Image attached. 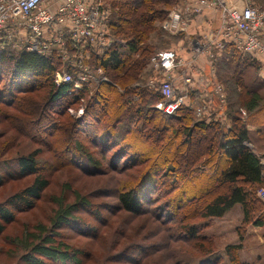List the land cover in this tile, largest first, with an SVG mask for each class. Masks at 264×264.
I'll use <instances>...</instances> for the list:
<instances>
[{"label": "trees", "instance_id": "16d2710c", "mask_svg": "<svg viewBox=\"0 0 264 264\" xmlns=\"http://www.w3.org/2000/svg\"><path fill=\"white\" fill-rule=\"evenodd\" d=\"M106 1L108 0H104V7L108 10ZM175 1H109L112 10H108V31L121 43H113L100 52L92 47L85 49L81 62L100 68L102 75L106 77L105 81L94 80L96 87L91 95H88V88L92 79L82 82L80 88H75L74 83L78 81L81 69L78 64L72 65L69 59L61 57L56 50L40 55L23 47L13 48L0 41V81L6 80L0 88V104L12 109L5 114L2 112V116L12 124L13 120L15 124H19V120L28 119L30 122L29 119H32L30 126H26L31 131L28 134L37 135L35 138L41 142L38 144L45 143L51 147L48 151L55 157L68 163L78 160L89 163L83 167L86 172L102 173L104 169L100 170L98 160L110 159L109 153L113 157V164L110 166L118 172L131 169L130 165L135 162L143 164L144 167L138 168L137 175L130 177V181L118 180L112 188L104 189L109 195L116 197V202L111 204L114 206L111 212L124 211L135 215L149 210L148 204L154 193L152 188L157 175L172 176L174 180L178 177L177 181L180 182L183 181L180 177L207 173L205 184L190 193L182 189V197L178 196L175 200L179 198V201L172 204L174 213H182L178 222L182 223L180 226L183 225V232L196 239L199 250L205 254L208 253V248L201 245L205 237L196 235L195 225L182 222L183 218L187 219V215L194 219L220 217L238 203L242 207L245 222L252 220L256 225L264 224V208L259 210L256 218V214H253V211H257L255 203H263L254 191L255 187L264 185L263 164L260 156L246 145L249 136L242 121L246 113L256 110L261 98L256 91L247 89L241 79L246 70L260 73L262 65L258 59L226 43L216 52L218 58L212 59L211 65L204 67L206 75L210 66L213 67L216 81L222 84L226 92L224 121L216 117L215 110L209 115L195 117L194 105L203 102L201 91L195 86H188L187 103L180 105L173 114L163 113L157 107L163 100L157 87L145 83L133 88L131 83L140 80L151 54L163 49L154 50V46L147 42L155 22L160 24L158 35L164 34L181 41L185 38L179 44L186 47L191 34L172 33L162 24ZM66 43L70 55L73 50L68 40ZM174 45L164 49H175L182 53L177 48L178 45ZM183 51L186 52L185 49ZM60 70L70 74V82L55 84L54 75ZM148 73L151 74L150 78L160 77L152 68ZM231 84L238 89L237 102L228 95V86ZM176 92H179L178 89ZM44 98V107L49 108L48 110L43 108ZM26 103H32V112L25 111ZM80 106L83 107L80 116H73L69 112V109H78ZM242 111L245 112L244 115ZM33 120L38 121L37 125L32 123ZM43 122L47 126L39 127ZM57 131H60L61 136L53 144L50 138ZM84 138H88L87 141ZM200 146H204V151ZM6 149L9 147L6 146ZM41 153V148H36L16 159L14 173L34 174V177L30 185L0 202V233L4 231L7 222L15 219V209L22 211L32 208L48 186V179L39 173L37 167L36 158ZM120 156L126 157V161L122 163V167L117 168ZM200 163L205 169L201 173ZM164 184L171 183L166 181ZM159 190L163 193L162 189ZM74 199L76 200L67 203L59 200L48 225L40 222L34 226L33 231H28L17 240L16 246L22 252L14 264H89V261L91 264H99L98 260L90 259L89 252L70 246L64 241L62 234L58 233L61 225L72 227V223L77 226L82 223L78 216L80 207L86 209L90 204L79 193ZM197 204L195 210L193 207ZM238 247L226 246L232 264H244L238 259ZM145 249L143 245H133L129 254L125 255L123 251V256H108L107 263L119 259L137 263L140 257L150 252ZM141 250L144 252H140ZM134 251L140 252L138 259ZM217 262L218 260L207 261L208 264Z\"/></svg>", "mask_w": 264, "mask_h": 264}, {"label": "rangeland", "instance_id": "374dc122", "mask_svg": "<svg viewBox=\"0 0 264 264\" xmlns=\"http://www.w3.org/2000/svg\"><path fill=\"white\" fill-rule=\"evenodd\" d=\"M109 1H106V4L110 12L112 8ZM180 1L176 0L174 2L175 4L169 10L165 21L169 19V15L173 10L175 13L177 12L180 7ZM254 1L264 5V0ZM159 26L158 22L153 24L147 39V42L154 46V50L169 48L185 40V38L182 41L179 38H169L164 34L158 35ZM167 30H169L168 27ZM204 33H206V29L200 27L197 28V31L188 32V35L191 34L190 36L198 37L197 35L200 36V34ZM10 46L20 49L14 43H11ZM85 65L93 70L92 76L98 74V72L94 71V66ZM145 65V71L141 73L142 77L140 80L131 83L132 87L145 83L151 87H157L155 83L149 84V80L152 78H150L151 74L148 73L150 70L148 61ZM241 79L242 84L247 89L256 91L261 98L256 110L246 113L242 121L246 125L249 136L248 143L250 145L247 143L246 145L256 155L260 156L264 170V73L262 71L259 73L246 70L242 74ZM93 81L92 79L91 83H89L88 95H91L95 90L96 84ZM4 82H6L4 79L0 81V88ZM180 83L177 82L176 86H180ZM228 88V95L230 94L231 99L237 102L239 100L238 89L232 84ZM44 100L45 98L43 102ZM204 100L208 101L205 98ZM42 104L43 108L49 109L44 107L45 102ZM31 107L32 103H26L24 109L27 113H30L33 109ZM79 108L83 107L80 106ZM74 109H69L71 110L69 112L73 116H80L78 109ZM11 111L12 109L0 104V202L31 184L34 174L19 175L14 173V171L16 159L36 148H41L42 150L36 161L39 173L48 179V186L44 189L41 199H38L32 208L22 211L15 209L13 211L15 219L7 222L4 231L0 233V264H14L22 252V249L16 246L17 240H20L23 234L28 231H33L34 226L40 222L48 225L54 216L53 212L57 208V202L59 200H62L63 203L73 202L76 200L74 197H76L77 193L86 197L90 204L86 209L80 207L78 216L82 223L79 226L72 223V227L61 225L60 227L62 228L59 229L58 233L62 234L64 241L70 246L80 248L86 253L89 252L91 255L90 259L98 260L99 264H208L207 261L212 260H218L217 264H232L226 252L227 245L239 246L237 256L240 262L244 264H264V224L259 226L254 224L252 220L245 222L243 220L242 207L238 203L234 204L220 217H196L194 219V217L187 215L185 217L187 219H182L183 224L195 225L196 235L205 237L201 245L203 244L204 247L208 248V253L202 254V251L199 250L198 241L183 232V225L180 226L182 223L178 222L182 213L180 211L177 214L174 213L172 204L179 201V198L175 200L178 196L182 197L184 193L182 189H186L190 193L205 184L208 179V176L205 175L207 173L187 178L180 177V179H183L180 182L177 181L178 177L177 180H174L172 176L158 177L157 175L152 188L154 193L148 204L150 206L149 210L135 215L124 211L111 212L112 208L114 209L111 204L113 205L116 202V197L109 195L104 189L112 188L118 180L130 181V177L137 175L138 168H143L144 165L135 162L130 165L132 166L131 169L118 172L114 170V167L110 166V164H113V157H110L109 153L110 159L98 160L99 164H101L100 170L104 169L102 173L86 172L83 167L89 163L84 161L81 163L79 160L71 163L64 162L63 159L58 156L55 157L52 152L48 151L51 147L45 145V143L38 144L41 142L35 138L37 135L34 136V133L29 135L28 133L31 131L26 128L27 125L30 126L32 119H29L30 122H28V119L19 120V124H15L13 120L12 124L2 116V112L5 114ZM37 122L33 120L32 123L37 125ZM9 124L10 126H8ZM45 126H47L46 122L39 125V127ZM20 130L23 131L20 132ZM40 130H45L46 132V129L40 128ZM46 133L48 134L49 132ZM60 134V131L55 132L50 141L55 144L56 139L61 136ZM86 139L88 138H84L85 141H87ZM6 146L9 149H6ZM199 148L203 149L204 146ZM125 158L122 156L118 157L117 168L122 167V163L126 161ZM201 164H199L200 173L205 170ZM166 181L171 184H164ZM258 188H254L256 193ZM159 189H162L163 193ZM255 206H257V211H253V214H256V218L259 210L264 208V201L263 203L256 202ZM197 207L198 204L194 205L193 208L196 210ZM197 239L199 240L198 237ZM133 245H143L146 248L145 250H150V252L140 257L137 263L123 259L107 263L108 256L113 254L123 256V251L125 255L129 254L128 251ZM140 252L144 251L141 250ZM139 253L135 252L137 259ZM88 263L91 264L92 262L89 261Z\"/></svg>", "mask_w": 264, "mask_h": 264}, {"label": "built area", "instance_id": "2783aa9c", "mask_svg": "<svg viewBox=\"0 0 264 264\" xmlns=\"http://www.w3.org/2000/svg\"><path fill=\"white\" fill-rule=\"evenodd\" d=\"M179 6L176 18L164 23L172 33H187L190 23L205 14L215 16L217 24L206 28V33L198 37H188L187 56L175 49H160L151 54L148 65L160 77L150 79L149 84L155 83L163 96L157 107L165 114H173L186 103L188 86L195 83L194 86L210 88L212 95V100L194 105L195 117L215 110L216 117L224 121L226 92L216 81L213 67L210 66L207 75H202L198 60L204 58L206 64L211 65V60L218 58L216 52L229 43L258 59L264 73V5L252 0H181ZM108 15L104 0H0V41L40 55L56 50L72 65L78 64L81 70L74 87L80 88L82 82L91 78L106 80L100 68H95L98 74L92 76L93 70L81 62L85 49L92 47L100 52L113 43H121L108 31ZM66 40L73 50L70 55ZM176 77L184 84L183 94L176 92ZM70 81L71 76L66 71H57L54 75L55 84ZM82 112L79 108L78 114ZM257 195L264 201V185L258 188Z\"/></svg>", "mask_w": 264, "mask_h": 264}, {"label": "crops", "instance_id": "0c3cea01", "mask_svg": "<svg viewBox=\"0 0 264 264\" xmlns=\"http://www.w3.org/2000/svg\"><path fill=\"white\" fill-rule=\"evenodd\" d=\"M177 13H179L178 11L175 13V11L173 10L171 13H170V15H169V19L168 20H170V19H172V18H176V16H177ZM166 22V21H165ZM164 22V23H165ZM164 23H163V26H164ZM215 23V24H214ZM217 24V21H216V17L215 16H213V15H210V14H205V15H203V16H200V17H197L194 21H192L191 23H190V25L188 26V28H187V33L188 32H194V31H197V28H200V27H202V28H212L214 25H216ZM165 28H166V26H164ZM167 29V28H166ZM182 53V55L183 56H187V53L186 52H184L183 50L184 49H186V48H184V47H182V45L181 44H179L178 45V47H177ZM205 65H207L206 64V62H205V60H204V58H201L200 60H198V66L201 68V70H202V75L204 76V74H206V71L204 70V67H205ZM195 69H193L192 70V74H193V76H195L196 77V74H195ZM193 80L195 81V79L193 78ZM177 82H181L180 81V79L178 78V77H176V83ZM195 85V83H193V86ZM177 87V89H178V91H180L179 93H182L181 91L183 90V88H184V84L181 82L180 83V86H176ZM196 88H198V89H200V91H201V94H200V97L201 98H203V101H205L204 100V98L205 99H208V101L209 100H212V95H211V93H210V88H207V87H204V85H197V86H195ZM183 94V93H182ZM188 95L186 96V103L188 102ZM197 104V103H196ZM247 144L248 145H250L248 142H247ZM252 150V149H251Z\"/></svg>", "mask_w": 264, "mask_h": 264}]
</instances>
